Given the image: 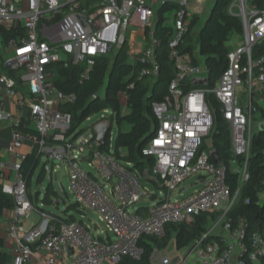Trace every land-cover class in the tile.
<instances>
[{"label": "built area", "instance_id": "built-area-1", "mask_svg": "<svg viewBox=\"0 0 264 264\" xmlns=\"http://www.w3.org/2000/svg\"><path fill=\"white\" fill-rule=\"evenodd\" d=\"M189 2L0 0V25L24 29V36L11 38L5 44L9 54L6 64L16 71V78L0 74V91L15 107V115H11L0 102V125L9 120L12 126L7 150L14 160H0L2 190L14 201L5 227L7 237L15 243L11 264H30L41 253L46 254L47 264H62L64 259L71 264H118L125 257L137 260L143 253L139 244L142 237L161 238L170 224L189 223L202 214L225 213L231 206L233 199L226 184L225 167L212 162V143L206 144L213 127L208 96L212 94L219 102L222 117L228 123L231 154L244 159L243 165L236 167L242 184L248 177L246 160L252 135V116L245 106L254 107L252 92L264 88V57L256 62L251 60L253 46L264 39V7L258 8L250 0H229L228 11L242 23L241 42L229 50L227 66L213 88L187 87L193 79L207 77L204 64L192 63L187 54L176 49L192 15ZM170 3L178 6L171 18L169 40V57L176 73L169 83L168 96L152 103L157 126L141 149L145 159L151 158V168L146 167V162L135 165L117 158L110 143L107 149L99 148L94 126L106 122L103 119L110 115L115 116L110 109L99 112L98 122L79 136H65L70 117L63 105L74 102L75 95L62 94L55 88L48 67L54 62L66 66L70 58L73 64L82 65L81 77H85L96 58L107 55L108 47L116 51L126 38V30L137 26L144 32L149 29L138 54L140 62L146 65L141 74L149 72L156 76L155 49L159 41L153 35V17L159 7ZM243 91L249 93L246 103L240 101ZM120 98L125 101L123 94ZM24 110H28L31 125L41 136L43 154L52 161L68 164L69 189L79 210L95 211L106 223L96 234L85 222L68 219L65 214L37 210L39 222L28 221L36 208L19 171L26 155L21 149L28 138L21 129ZM120 153L125 155L126 151ZM193 175L198 176L202 188L173 200V192ZM145 181L161 188V195L151 192ZM145 200H149L148 206H137ZM247 228L242 220L232 228L225 224L219 241L205 245L197 241L184 248L183 256L175 263L259 264L264 255V232L248 233ZM151 258L155 264L172 262L158 249L153 250ZM191 259L195 262H189Z\"/></svg>", "mask_w": 264, "mask_h": 264}, {"label": "trees", "instance_id": "trees-1", "mask_svg": "<svg viewBox=\"0 0 264 264\" xmlns=\"http://www.w3.org/2000/svg\"><path fill=\"white\" fill-rule=\"evenodd\" d=\"M213 3L210 16L206 17L198 34V54L203 58L208 77V85L205 88H213L227 66V55L230 50L227 41L231 35L239 36L242 33L240 18L228 11L229 0H216ZM250 3L258 8L264 7V0H250ZM177 10L178 6L170 3L159 7L155 12L153 35L159 41L155 49V60L158 64L156 76L149 72L141 74L146 65L140 62L139 55L130 57L126 38L119 49L96 58L94 66L85 77H81L82 65L73 64L70 58H67L66 66H63L61 62H54L48 67L55 88L62 94L75 95L74 102H67L63 105V110L70 117L69 128L65 136L73 134H75L74 137L79 136L87 129L81 128L84 121L104 109H110L115 115L109 116L110 130L114 118L117 123V134L113 146L115 156L122 160L132 161L135 165L145 162V158L141 155V149L157 126L152 103L162 101L168 96L169 83L176 73L174 62L169 57V40L172 28L171 25H166L164 22L166 19L171 20ZM168 12L172 14L167 16ZM198 21L199 16L197 13H193L176 46L178 52L187 54L194 64L200 63L195 54L196 49L193 42V31L198 25ZM148 31L149 29L146 28V37ZM22 36H24V29L21 26L7 28L0 25L2 43L5 44L11 38ZM110 54L112 57H109ZM262 57H264V39L256 43L251 50L252 62H256ZM0 67V72L11 78H16V71L10 66L2 64ZM187 87L195 86L191 83L187 84ZM121 94L125 98V113H121ZM208 100L213 117V127L210 132L212 149L218 153L219 164L225 167L229 195L231 198L235 195L231 206L225 213L219 211L202 214L196 216L189 223L170 224L166 227L165 234L161 238L142 237L139 241L143 248L140 258L136 260L125 257L118 264H153L151 258L153 250L166 249L171 241L174 242V248L177 250L187 248L197 241H201L202 245L219 241L220 234H207V224L209 218L222 214L225 224L229 228L234 227L242 220L247 223L248 233L252 231L264 232V131L252 132L249 156L246 160L248 177L242 184H239L240 172L239 169L232 166V161L235 160L241 167L244 159L241 156L234 158L231 154L230 130L220 112V104L212 94H209ZM253 105L259 113L261 121H264V107H260L254 102ZM21 129L34 140L31 152L25 155L19 165V171L22 173L26 187H28L43 152L40 150L41 136L36 129L28 123L25 125L21 123ZM110 130L107 133L105 145L101 147L102 150L108 147ZM120 150H125L126 154H121ZM0 160H2L1 157ZM148 161L151 165V158H148ZM44 175L45 166H42L36 178L38 184L42 182ZM52 193L54 191L49 184L42 202L51 204ZM28 197L30 199V195ZM13 205V198L3 192L0 182V217ZM72 208L76 209V206L68 205L64 212ZM39 210L43 211L41 208ZM68 219L74 218L69 215ZM4 246L5 240L0 235V264H8ZM260 262L264 264V255L260 258Z\"/></svg>", "mask_w": 264, "mask_h": 264}, {"label": "rangeland", "instance_id": "rangeland-1", "mask_svg": "<svg viewBox=\"0 0 264 264\" xmlns=\"http://www.w3.org/2000/svg\"><path fill=\"white\" fill-rule=\"evenodd\" d=\"M213 2L214 0H190L189 2V7H192V9H194L197 12V15L199 16L198 25L195 27L193 31V42H194V46L196 49L195 54L198 57L200 63L202 62V57H200L198 54L199 29H200V26L204 23L206 17L208 16ZM170 14L172 13L171 12L166 13L167 16H170ZM153 18L155 21L156 15H154ZM164 24L172 26L170 19H166ZM129 31H130V28L126 30V39H128L129 37ZM235 36L237 35H231L229 41H227V46L231 45V40L234 39ZM137 51H138V48L132 47L129 51L130 57H134ZM109 57H112V54H110ZM243 89L246 90L247 86L244 85ZM100 93L102 94L103 91L101 90ZM248 100H249V93H247L246 91L245 92L243 91L240 96V101L242 103H246L248 102ZM121 105H122L121 113H125L126 106H125V101L123 98H121ZM97 119H98V114H94L90 116L86 121H84L81 124V128H88L92 126L94 122H98L96 121ZM103 121L108 122L109 118H104ZM251 121H252V124H251L252 132H255L257 131L259 123L261 122L259 113H256L255 115H253ZM116 134H117V123H116V119L114 118L111 123V130H110V137H109V143L111 144V146H114V139H115ZM206 139H207L206 144L208 146L212 143L211 134L208 137H206ZM145 162H146V167L151 168L148 159H145ZM42 166H45V168L48 167V169L47 170L45 169V175L43 177V180L40 184H38L36 181V178ZM83 166L87 170H90V168L87 166L86 163H84ZM49 173H51L50 182H48L49 177H50ZM54 175H56V178H54ZM49 184L51 186V189L54 191V193H52V196H51L52 203L45 204L42 202V198ZM145 185L151 192L157 195H161L159 193L161 188L157 187L153 182L145 181ZM38 187H41L40 193H37ZM201 188H202V183L200 179L198 178V176L197 175L190 176L189 178H187L181 183V185L178 187L176 191L173 192V200L174 199L180 200L184 197H188L189 195L193 194L196 190H199ZM181 189L182 191L180 192ZM27 192H28V195H30V200L33 206L36 208V210H33L29 215L28 217L29 222H32V223L39 222L40 214L38 213V211H41L39 210V208H41L45 212L54 213L56 215H64V214L72 215L74 219L85 222L90 227L92 234H96V230H100L102 227L103 228L106 227V223L100 219V216L97 212L90 210L86 213H83L79 210L78 206L76 205L75 197L73 196V194L71 193L69 189V168H68V164L64 161L63 162H60L57 160L52 161L48 159L47 155L44 153L41 156L39 164L35 170V173L30 181L29 186L27 187ZM234 198H235V195L231 198V200L232 199L234 200ZM57 199H59V205L55 204V201ZM68 205H73V206L75 205L76 209L72 208L64 212V210L66 209ZM148 205H149V200L140 201L137 204V206H143V207L144 206L146 207ZM223 206L225 207L226 204H224ZM224 227H225V219H224L223 214L217 217H214V218H209L207 229L212 230L213 231L212 233L220 234L223 231ZM161 254L169 256V258L172 260L171 264H176L175 263L176 259L178 257H182L184 252L182 251L179 252L178 250H176L174 248V242L171 241L169 243V246L164 251H161ZM193 261L194 260H190L189 262H193ZM64 263L69 264L68 260L66 259H64ZM153 263L155 264L154 260H153Z\"/></svg>", "mask_w": 264, "mask_h": 264}, {"label": "crops", "instance_id": "crops-1", "mask_svg": "<svg viewBox=\"0 0 264 264\" xmlns=\"http://www.w3.org/2000/svg\"><path fill=\"white\" fill-rule=\"evenodd\" d=\"M190 11L192 14L197 13L194 9H192V7H190ZM127 40H128V44H129V51L132 47L138 48V51L136 53V55H138L146 43V36H145L144 30L140 27H137V26L130 27L129 37ZM240 42H241L240 37L238 35L235 36V38L231 40V45L229 46V48L232 49L233 47L240 44ZM5 44L2 43L0 40V66L2 64H6V59L9 55L8 50L5 47ZM201 63L203 64V58H202ZM0 69H1V67H0ZM0 74H2V72H0ZM21 89L24 90L23 87H21ZM251 95H252V97H251L252 104L254 102L257 105H259L260 107H264V88L262 90H259V89L254 90ZM0 102H3L4 109L8 114L15 115L14 104H13L12 100L3 91H0ZM21 121L24 125L27 123L29 125H31L30 117L28 115V110L21 111ZM11 130H12V126H11V123L9 120L4 121L0 125V157H1V159L7 160L9 163H11L14 160V156L11 153H9L7 150L9 142H10ZM33 146H34V140L28 137L25 140L21 151L25 154H28L31 152ZM232 166L233 167L238 166L235 160L232 161ZM9 219H10V210H7L0 217V235L5 240L4 250L7 253V263L11 264L12 257H13V249H14L15 243L13 241H11L6 235L5 227L9 221ZM208 232L210 234H217V233H212L213 232L212 230H208ZM164 250L165 249L160 250V251H164ZM182 250L183 249L178 250V251L180 252ZM191 260H194V259H191ZM68 262H69V264H71L69 260H68ZM194 262L195 261H193L191 263H194ZM30 264H47L46 263V254L45 253L39 254L37 257H35L31 261ZM62 264H65L64 260L62 261ZM259 264H262V263L259 262Z\"/></svg>", "mask_w": 264, "mask_h": 264}, {"label": "water", "instance_id": "water-1", "mask_svg": "<svg viewBox=\"0 0 264 264\" xmlns=\"http://www.w3.org/2000/svg\"><path fill=\"white\" fill-rule=\"evenodd\" d=\"M214 1H216V0H214ZM213 5H214V3L212 4V6ZM212 6H211L210 12L208 14V17L210 16V13L212 11ZM108 51L109 52L111 51V47H108ZM192 84L195 87H205V86L208 85V77L195 78V79L192 80ZM245 111H248L251 116H253V115H255L257 113V109L255 107H253V106H250V105H246L245 106ZM94 130H95V133H96V137H95L96 142L98 143L99 148H101L106 143V137H107L108 131L110 130V124L107 123V122H99V123H97L94 126ZM258 131H264V121H261L259 123ZM211 158H212V162L214 164H219V156H218V153L216 151H213L211 153ZM48 182H50V178H49ZM40 191H41V187H38L37 193H39ZM55 204L59 205V200L58 199L55 201Z\"/></svg>", "mask_w": 264, "mask_h": 264}]
</instances>
